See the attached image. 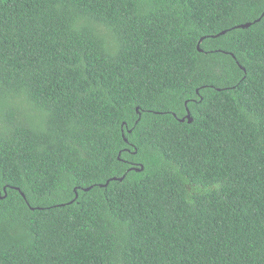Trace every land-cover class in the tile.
<instances>
[{"label":"trees","instance_id":"1","mask_svg":"<svg viewBox=\"0 0 264 264\" xmlns=\"http://www.w3.org/2000/svg\"><path fill=\"white\" fill-rule=\"evenodd\" d=\"M263 15L0 0V264H264Z\"/></svg>","mask_w":264,"mask_h":264},{"label":"water","instance_id":"2","mask_svg":"<svg viewBox=\"0 0 264 264\" xmlns=\"http://www.w3.org/2000/svg\"><path fill=\"white\" fill-rule=\"evenodd\" d=\"M264 16V15H263ZM251 24H247V25H243L241 26L242 28H246V27H250ZM188 119L189 123H192V118H191V115H190V112L188 111V114L186 116V118L182 119L181 121L182 122H185L186 120ZM109 183V182H108Z\"/></svg>","mask_w":264,"mask_h":264}]
</instances>
